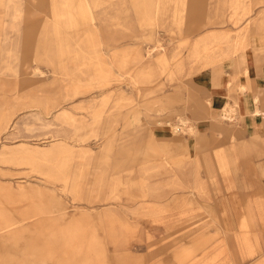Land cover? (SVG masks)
<instances>
[{
  "label": "rangeland",
  "instance_id": "obj_1",
  "mask_svg": "<svg viewBox=\"0 0 264 264\" xmlns=\"http://www.w3.org/2000/svg\"><path fill=\"white\" fill-rule=\"evenodd\" d=\"M254 70L264 0H0V264H264Z\"/></svg>",
  "mask_w": 264,
  "mask_h": 264
},
{
  "label": "crops",
  "instance_id": "obj_2",
  "mask_svg": "<svg viewBox=\"0 0 264 264\" xmlns=\"http://www.w3.org/2000/svg\"><path fill=\"white\" fill-rule=\"evenodd\" d=\"M243 72H247V65L244 66L243 71L240 75V78L243 75ZM255 75L249 76V78H244L243 81L244 83L248 86V89L245 90L244 92H237L236 93V97L238 99H243L242 102V106L245 108L246 110L244 112V127H248V125L252 126L253 125V118H255V120L257 119V117H252L251 115L254 116H259V114L255 115L254 111H255V107H251V104L254 106H256V102L253 103L254 97L252 92L253 90L257 91L259 89L264 88V84L260 85L259 84V80H258V76L257 75V70L255 71ZM201 76H199V78L197 79V81L199 83H202L200 85L196 84V86H198V88H201V90L204 92L205 97L207 96V98L210 100L212 106H211V110H212V115L211 118L213 119L214 117H220L221 115V111H220V106H224L226 104V101L228 100V86L227 84L229 83V81L231 80L232 76L234 75V73L229 72V73H224L223 77H219L218 79H216L214 81V79L212 80V78L209 75L204 76L203 73H200ZM228 75V78L227 76ZM241 81V79H239V82ZM238 82V84H239ZM254 86V89H253ZM253 96V98H252ZM246 101V104H248L247 106H244V103ZM221 104V105H220ZM220 105V106H219ZM248 114H250L249 116H247ZM252 118V119H251ZM228 121V120H226ZM233 121V120H232ZM231 121V122H232ZM230 122V121H229ZM150 133L152 134V136H154L157 139H168L172 137L171 131L166 128V126H158V125H152V129L150 131ZM218 135H220L218 133ZM177 145V144H176ZM176 152L178 154H185L186 153V145L185 143H183L182 145L178 143V145L176 146Z\"/></svg>",
  "mask_w": 264,
  "mask_h": 264
},
{
  "label": "bare ground",
  "instance_id": "obj_3",
  "mask_svg": "<svg viewBox=\"0 0 264 264\" xmlns=\"http://www.w3.org/2000/svg\"><path fill=\"white\" fill-rule=\"evenodd\" d=\"M222 37V36H221ZM196 53V49L194 50V54ZM245 90L244 89H242V92H244Z\"/></svg>",
  "mask_w": 264,
  "mask_h": 264
},
{
  "label": "built area",
  "instance_id": "obj_4",
  "mask_svg": "<svg viewBox=\"0 0 264 264\" xmlns=\"http://www.w3.org/2000/svg\"><path fill=\"white\" fill-rule=\"evenodd\" d=\"M232 120H233V119H232ZM232 120H231V121H232ZM178 128H179V127H178ZM179 132H180V128H179V131H177V133H179Z\"/></svg>",
  "mask_w": 264,
  "mask_h": 264
}]
</instances>
